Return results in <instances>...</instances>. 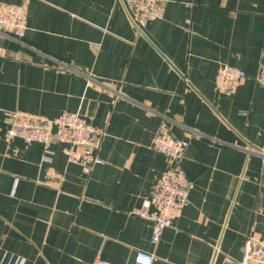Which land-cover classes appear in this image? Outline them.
I'll list each match as a JSON object with an SVG mask.
<instances>
[{"label":"crops","instance_id":"1","mask_svg":"<svg viewBox=\"0 0 264 264\" xmlns=\"http://www.w3.org/2000/svg\"><path fill=\"white\" fill-rule=\"evenodd\" d=\"M27 26L0 31V264H131L139 249L153 264H239L264 231V0H167L142 27L127 0H28ZM225 63L247 74L230 95L215 87ZM10 110L88 116L105 163L85 173L64 144L7 142ZM163 119L189 140L192 184L155 242L130 211L165 167L150 145Z\"/></svg>","mask_w":264,"mask_h":264},{"label":"built area","instance_id":"2","mask_svg":"<svg viewBox=\"0 0 264 264\" xmlns=\"http://www.w3.org/2000/svg\"><path fill=\"white\" fill-rule=\"evenodd\" d=\"M167 0H127L133 22L142 27L150 21L163 16ZM28 0L20 3L0 1V31L17 38L25 35L27 26ZM246 71L238 66L220 64L216 77V89L226 95L235 92L246 78ZM257 81L264 87V62L260 64ZM2 126L3 138L11 142L16 138L26 144L40 142L46 152L54 142L64 144L63 150L68 160L81 165L89 173L96 165H103L100 156L105 130L96 125L91 118L80 113L65 110L54 118L43 114L14 110L5 111ZM165 157V167L154 180L150 193L140 206L134 207L132 214L149 219L153 223L152 238L158 242L163 230L172 226L182 215L187 204L191 180L180 166L189 140L173 134L170 123L163 119L151 144ZM264 157V149L262 150ZM155 254L139 249L131 264H153ZM232 257L226 258L225 264H232ZM239 264H264V231L258 235H249L242 247ZM91 264H115L98 257Z\"/></svg>","mask_w":264,"mask_h":264}]
</instances>
